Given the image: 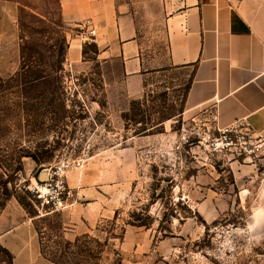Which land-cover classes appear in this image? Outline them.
<instances>
[{"label": "rangeland", "instance_id": "rangeland-1", "mask_svg": "<svg viewBox=\"0 0 264 264\" xmlns=\"http://www.w3.org/2000/svg\"><path fill=\"white\" fill-rule=\"evenodd\" d=\"M232 1L254 10L258 2ZM117 2L131 17L145 62L132 99L120 64L103 65L96 45L81 43V62L69 66L80 29L65 23L59 0H0L17 30L16 44L0 52L3 225L30 223L53 264H123L129 227L176 238L178 254L166 264H264V228H252L264 158L262 149L256 157L244 152V142H259L237 125L223 143L211 107L186 108L193 67L171 65V0ZM263 13L254 19L264 33ZM7 61L17 66L6 68ZM63 159L84 161L89 186L104 189L110 212L72 235L64 212L44 215L27 190ZM0 264H14L1 242Z\"/></svg>", "mask_w": 264, "mask_h": 264}, {"label": "crops", "instance_id": "crops-1", "mask_svg": "<svg viewBox=\"0 0 264 264\" xmlns=\"http://www.w3.org/2000/svg\"><path fill=\"white\" fill-rule=\"evenodd\" d=\"M59 2L63 19L72 30L81 31L84 22L92 20L97 28L99 59L103 65L120 64V80L126 86V95L136 98L142 89L145 62L131 17L121 4L117 0ZM171 2L176 5L175 29L170 39L171 65L193 67L186 108L211 107L218 130L243 125L262 145L264 158V33L254 19L264 10V0H258L255 10L247 1ZM14 20L8 6L4 7L0 12V52L16 44ZM82 54L81 41L73 38L69 66L81 62ZM10 62L5 63L6 68L17 66V62ZM88 181L84 167L69 175L68 183L77 193L76 204L64 212L70 224L69 235L94 227L109 216V210L104 208V189L89 186ZM258 194L260 204L252 225L256 231L264 228V178ZM1 220L0 242L13 256L14 264H53L43 257L39 237L30 223L4 226ZM177 241L156 237L151 230L129 227L121 244L123 264H166L178 254Z\"/></svg>", "mask_w": 264, "mask_h": 264}, {"label": "built area", "instance_id": "built-area-1", "mask_svg": "<svg viewBox=\"0 0 264 264\" xmlns=\"http://www.w3.org/2000/svg\"><path fill=\"white\" fill-rule=\"evenodd\" d=\"M78 38L83 45H97L98 34L97 28L92 20H86L80 31ZM234 128L221 131L223 136L222 142H231L230 135ZM245 139V137H243ZM230 140V142H229ZM246 141V140H244ZM244 152L250 157H256L262 149V145L253 144L250 139L244 142ZM84 167L82 159H63L59 160L54 166H50L43 170L40 177L33 179L27 186L28 192L33 199L40 205L44 215H52L71 209L77 201V193L75 189L70 187L68 178L71 173L77 172ZM45 177V179H41Z\"/></svg>", "mask_w": 264, "mask_h": 264}, {"label": "trees", "instance_id": "trees-1", "mask_svg": "<svg viewBox=\"0 0 264 264\" xmlns=\"http://www.w3.org/2000/svg\"><path fill=\"white\" fill-rule=\"evenodd\" d=\"M85 45H87V44H85ZM90 46H91V45H90ZM94 47H95V49H96V52H97V50H98V49H97V47H96V46H94ZM134 225H136V224H134ZM141 226H143V225H141Z\"/></svg>", "mask_w": 264, "mask_h": 264}, {"label": "water", "instance_id": "water-1", "mask_svg": "<svg viewBox=\"0 0 264 264\" xmlns=\"http://www.w3.org/2000/svg\"><path fill=\"white\" fill-rule=\"evenodd\" d=\"M41 179H43V180H44V179H45V177H42Z\"/></svg>", "mask_w": 264, "mask_h": 264}]
</instances>
